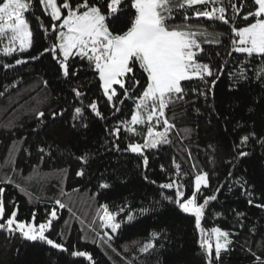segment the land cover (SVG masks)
<instances>
[{
  "label": "trees",
  "instance_id": "obj_1",
  "mask_svg": "<svg viewBox=\"0 0 264 264\" xmlns=\"http://www.w3.org/2000/svg\"><path fill=\"white\" fill-rule=\"evenodd\" d=\"M170 3L175 19L169 26L182 25L185 10L178 7L181 0ZM224 6L228 7V0H224ZM196 7L203 10L202 6ZM34 9L26 14L34 35L32 48L12 56L0 54V187L5 189L6 210L10 212L15 202L20 221L33 220L35 213V223L44 222L47 213L55 208L58 219L46 235L69 251L60 252L42 242L28 241L19 233L0 230V264H90L85 258L72 257L73 250L89 252L95 264H206L194 217L162 198H174V190L159 187L176 178L173 161L187 174L178 178L185 186L186 196L191 195L194 177L201 171L209 174V187L202 189L200 201L224 184L217 200L210 201L201 224L207 235H212L215 227L230 234L232 243L227 251L222 250L218 264H257V257L264 260V209L254 206L264 204V147L251 140L245 149L249 155L236 158L240 136L251 131L264 136V81L250 80L242 83L239 91L229 92L232 81L225 74L217 83L214 100L211 95L205 100L192 93V88L203 90V82H184L186 98L171 103L165 112L174 125L168 133L169 143L145 150V168L141 156L124 149L129 141L143 142L148 123L136 125L135 134L122 131L116 141L106 129L115 127L118 121L130 124L134 99L117 105L121 111L113 115L96 87L94 73L88 69L80 73L88 93L84 102L97 99L104 119L86 113L84 121L72 127L73 96L69 85L58 76L57 66L48 54L38 60L30 59L52 42L50 35L46 39L41 33L35 19L41 16L47 26L49 18L42 15L38 3ZM187 12L192 14L191 9ZM187 23L194 30L208 33L209 42L200 37L204 48L199 56L202 62L216 67L227 61V73L237 60L244 59L236 54L230 59L227 56L230 25L204 18H193ZM245 23L237 21L240 26ZM20 58L28 63L14 65L15 59ZM4 64L14 66L5 69ZM248 67H264V61L253 59ZM64 109L68 111L63 117L52 118V112ZM38 112L45 113L43 123L37 122ZM215 113H219V118ZM238 121L243 123L242 128ZM82 123L88 127H82ZM115 143H119L120 151L115 149ZM82 156L87 163L81 162ZM80 169L84 170L83 176L76 175ZM102 182L110 187L100 188ZM241 185L252 194L253 206L248 204L249 197ZM57 200L65 208L60 209ZM104 204L112 213L124 208L117 216L121 227L111 235L100 219V206ZM129 213L134 216L131 222L127 221ZM154 231L161 233L156 247L141 251L152 240Z\"/></svg>",
  "mask_w": 264,
  "mask_h": 264
},
{
  "label": "snow or ice",
  "instance_id": "obj_2",
  "mask_svg": "<svg viewBox=\"0 0 264 264\" xmlns=\"http://www.w3.org/2000/svg\"><path fill=\"white\" fill-rule=\"evenodd\" d=\"M37 3L42 15L49 18V25L43 23L41 16H36L35 19L41 33L46 39L50 35L52 42L30 59L38 60L48 54L57 66L58 76L69 85L73 96L72 127L75 128L77 122H83L86 113L104 119L97 99H90L86 104L84 102L88 93L84 90V83L80 81V73L88 69L94 73L96 87L104 103L112 108L113 115L121 111L117 105L134 99L135 111L130 124L118 121L115 127L106 129L116 141L120 140L122 131L135 134L136 125L148 123L143 143L129 141L124 149L126 152L141 156L145 168L148 165L145 150L157 149L169 143L168 133L174 125L169 122L165 112L171 103L186 98L188 93L184 82H203L206 87L203 90L192 88V93L203 96L205 100L211 95L214 100L217 83L225 74L232 81L229 84V92L239 91L240 85L250 80L257 83L264 81V67H248L253 59L259 58L264 61V0H228V7L224 6V0H181L178 7L185 10L184 23L172 27L169 26V22L175 17L172 14L170 0H59V2L0 0V42L7 40V46L0 50V54L12 56L14 53H24L32 48L34 35L26 14L34 12V4ZM196 6H202L203 10ZM246 8L249 10L245 11ZM188 9L192 10L191 15L188 14ZM193 18H204L207 21L230 25V50L227 56L230 59L236 54L243 56L244 59L237 60L233 69L227 73V61H222L216 67L202 62L199 56L204 52V48L200 37H205V42H209L206 39L208 33L206 30L203 32L194 30L192 25L187 23ZM238 20L246 23L240 26L237 24ZM76 61L80 63L76 64ZM25 63H28V60L24 58L14 61V65ZM14 65L4 64L3 67L7 69ZM141 79L144 80L143 85ZM44 83L47 86V81ZM66 111L68 109L52 112L51 116L53 119L63 117ZM215 115L219 118V113ZM36 118L38 123H43L45 113L38 112ZM153 122L155 126H162L163 130L155 131ZM237 123L239 127H243L242 122ZM82 127L87 128L88 124L82 123ZM251 140L264 147V136H257L254 131L247 132L240 136L236 145L237 159L249 155L245 149ZM114 147L120 151L119 143H115ZM39 151L43 153L44 149L40 148ZM80 159L82 163H87L85 157L82 156ZM173 164L176 178H170L169 182L162 183L159 187L162 190H174V198L171 196L162 198L174 204L182 213L194 217L195 229L200 233L199 247L205 255L206 264H218L222 250L227 251L232 243L229 239L230 234L219 227L212 228L211 233L215 236L213 248L211 238L201 224L210 201L217 200L224 184L217 187L215 194L203 196L202 201H198V196L202 195V188L209 187V174L205 171L196 174L193 191L190 196H186L185 186L178 178L187 174L181 172L180 164L175 161ZM76 175L83 176L84 170L80 169ZM228 176L231 177L232 173L229 172ZM144 178L147 180V176ZM99 187L107 189L110 185L102 182ZM241 188L249 197L248 204L253 206L252 194L243 185ZM4 191L5 189L0 187V230L10 234L19 233L28 241L42 242L60 252L69 251L64 244L46 235L51 230L53 221L58 219L55 208L47 213L44 222L36 224L35 213L32 214L33 222L20 221L17 218L18 205L15 202H12L10 212L6 210ZM55 203L60 209L65 208L60 200ZM254 206L264 209V204ZM100 207L103 210L100 217L102 227L116 233L121 227V223L117 222V216L124 212V208L112 213L108 210L107 204ZM237 215L243 216L244 213ZM126 216L129 222L134 219L131 213ZM151 235L152 240L145 244L141 251L147 252L150 248L156 247V241L160 239L161 233L154 231ZM70 255L74 258H85L90 264H95L93 256L87 251L73 250ZM256 260L257 264H264V260L259 257Z\"/></svg>",
  "mask_w": 264,
  "mask_h": 264
},
{
  "label": "rangeland",
  "instance_id": "obj_3",
  "mask_svg": "<svg viewBox=\"0 0 264 264\" xmlns=\"http://www.w3.org/2000/svg\"><path fill=\"white\" fill-rule=\"evenodd\" d=\"M7 46V40L5 39L3 42H0V50H2L4 47H6ZM145 116H146V114H144ZM145 120H146V117H145ZM148 125V124H147ZM149 126V125H148ZM153 126H154V130L155 131H162L163 129H162V126H155L154 125V122H153ZM146 133H147V131H146ZM146 133H145V136H146ZM138 143H140V142H138ZM141 143H143V142H141ZM203 189V188H202ZM198 201H200V195L198 196ZM103 215V214H102ZM26 222H33V220H31V221H26ZM35 222V221H34ZM107 229V233L109 234V235H111V234H113L112 232H111V229H109V228H106ZM221 229V228H220ZM221 230H223V229H221ZM224 231V230H223ZM210 238H211V241H212V244H213V247H214V245H215V236H214V234H212V235H208Z\"/></svg>",
  "mask_w": 264,
  "mask_h": 264
}]
</instances>
